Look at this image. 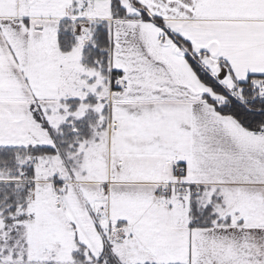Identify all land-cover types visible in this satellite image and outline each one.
<instances>
[{"label":"snow or ice","instance_id":"obj_1","mask_svg":"<svg viewBox=\"0 0 264 264\" xmlns=\"http://www.w3.org/2000/svg\"><path fill=\"white\" fill-rule=\"evenodd\" d=\"M0 264H264V0H0Z\"/></svg>","mask_w":264,"mask_h":264}]
</instances>
